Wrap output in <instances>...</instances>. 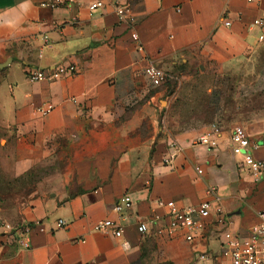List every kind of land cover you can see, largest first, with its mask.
I'll return each instance as SVG.
<instances>
[{"label":"crops","instance_id":"crops-1","mask_svg":"<svg viewBox=\"0 0 264 264\" xmlns=\"http://www.w3.org/2000/svg\"><path fill=\"white\" fill-rule=\"evenodd\" d=\"M43 1L50 0H0V137L12 150L5 158L18 176L57 147L81 149L54 180L32 188L11 219L34 223L29 247L18 227L0 226V264L224 261L216 210L231 232L246 236L264 209V172L255 181L230 142L233 126L243 125L250 153L264 161V104L241 103L264 99V26L252 24L264 17V0H119L129 6V21L112 0L92 10L94 0H64L56 8ZM61 63L77 73L29 78ZM150 63L169 74L167 82L151 84ZM198 88L215 110L179 127L171 116ZM45 103L54 107L42 116L37 107ZM170 122L174 133L167 132ZM213 124L216 145L199 144ZM125 194L132 206L122 235L92 230L99 220L119 219L112 207ZM169 201L210 203L208 224L191 241L165 231ZM58 219L67 224L57 226Z\"/></svg>","mask_w":264,"mask_h":264},{"label":"built area","instance_id":"built-area-1","mask_svg":"<svg viewBox=\"0 0 264 264\" xmlns=\"http://www.w3.org/2000/svg\"><path fill=\"white\" fill-rule=\"evenodd\" d=\"M64 0L43 1L42 6L48 8H56L62 4ZM116 4L117 11L124 21L130 20V10L127 3H119V0H112ZM101 0L92 1L88 8L90 10L99 7ZM254 26L263 27L264 17H257L252 20ZM225 25H229V21H225ZM132 39L137 43V49L142 50V44L139 42L136 32H132ZM263 36H260L262 39ZM77 68L74 64H58L53 68H37L29 72V78L32 81H51L65 74H75ZM145 74L154 86H160L168 81L169 74L160 67L150 63L145 68ZM52 103H45L37 107V111L42 115H47L53 109ZM219 132L217 124H213L199 138L198 143L202 145L215 146L217 139L216 134ZM231 152L233 155L242 156L241 163L246 166L252 173L254 180H260L264 172V161L256 159L250 153L249 135L241 124L233 126L230 134ZM171 147L175 148L174 142ZM176 149V148H175ZM157 203L161 204L162 200L157 199ZM168 211L164 215L167 222L164 226L165 231L170 234L182 232L185 240L191 241L198 233H200L208 224V215L210 212V203L202 201L198 205H187L178 207L175 202L167 203ZM132 206L130 197L125 194L118 198L112 209L117 213L118 220L103 219L97 221L92 226V230L103 234L120 237L125 229L123 223ZM258 221L250 226L246 236L234 234L228 229V221L220 209L216 210L214 221L219 224L222 231V240L219 247L220 256L224 259L219 264H264V209L257 214ZM161 216H156L152 222L157 221ZM120 220V221H119ZM34 223H22L18 227L22 234L20 240L24 247H29V233ZM67 221L58 219L57 226H64ZM6 228H11L7 226ZM138 231L145 233L148 228L145 222L138 223Z\"/></svg>","mask_w":264,"mask_h":264},{"label":"rangeland","instance_id":"rangeland-1","mask_svg":"<svg viewBox=\"0 0 264 264\" xmlns=\"http://www.w3.org/2000/svg\"><path fill=\"white\" fill-rule=\"evenodd\" d=\"M205 88V87H204ZM233 90L231 84L230 91ZM204 89L195 90L194 97L178 108L180 115L171 116L172 119L179 123V127H185L195 124L197 121L209 119L214 112L211 102L204 94ZM253 101L256 105L264 104V99L250 100L248 98L241 99L242 106L247 107ZM232 97L228 100V107L233 106ZM232 104V105H231ZM162 103L161 106H165ZM177 108H175L176 111ZM245 116H241L243 118ZM241 123V121H238ZM174 123L170 122L167 132L174 133L172 130ZM19 147L23 144L20 143ZM6 142L4 136L0 137V226L3 227H20L23 222H12V218L21 213L20 209L25 200L29 196L32 188L39 183L48 184L49 180H54L53 176L57 172L66 170L74 162V155L79 152L80 147H72L71 149L56 148V153L37 161L27 172L15 176L12 171V163L5 158L11 152V149L5 148ZM149 264H169L159 261H151Z\"/></svg>","mask_w":264,"mask_h":264}]
</instances>
